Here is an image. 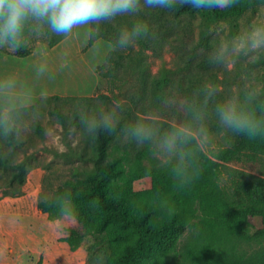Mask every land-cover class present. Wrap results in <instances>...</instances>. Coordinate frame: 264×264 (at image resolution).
<instances>
[{
  "label": "rangeland",
  "instance_id": "374dc122",
  "mask_svg": "<svg viewBox=\"0 0 264 264\" xmlns=\"http://www.w3.org/2000/svg\"><path fill=\"white\" fill-rule=\"evenodd\" d=\"M133 16V15H132ZM264 19V3L250 7L238 17L212 18L204 10H194L186 14L182 21L174 24L171 37L163 39L162 44H156L146 51L148 73L150 78L168 74L175 85L180 79L195 77L202 83L210 80V74L218 77V90L225 96L238 95L241 101L247 93H253V103H260L264 97V54L258 62H252L248 56L240 55L232 70L222 66L211 65L205 71L196 63L207 57L209 51L218 47L221 39L231 40L237 33H243L254 20ZM68 41H61L54 47L46 42V37H30L25 47L31 53L20 57L6 49H0V121L8 119L12 128L18 134V139L25 145L21 149H13L5 143V137L0 134V153L9 155L18 161L30 159L31 170L24 192L19 197H4L0 194V243L8 244L0 249V264H37L43 258L44 264H107L106 261L112 250L119 252L123 241L118 233L123 229L111 227L103 233L90 234L89 230L73 217L71 220L50 221L46 214L38 209V200L47 185L46 193L51 195L53 190L68 179L73 178L72 169L86 164L78 158L82 149L84 137L83 126L65 127L60 123L55 112L61 110L70 119L87 114L101 108H111L113 100H122V115L125 109H132L135 119L154 114L159 127L163 122H170L156 110L140 103L138 98L139 85L137 79L129 71H121L119 80L101 76L98 67L105 63L112 45L99 39L89 46V39L83 29L78 30ZM161 36V35H159ZM162 37V36H161ZM163 38V37H162ZM67 60L68 67L61 68L60 64ZM194 66H188L191 63ZM47 64V71L43 75L37 74L40 65ZM191 67V68H189ZM197 67V68H196ZM107 68L102 70L106 73ZM187 76V77H186ZM47 92V99L55 95L63 100H42L40 92ZM102 95L107 98H102ZM133 99L136 103H133ZM172 99L170 105L177 111L185 112ZM175 116L173 121H177ZM174 123V122H172ZM207 125L216 139L209 150L214 155L219 149L230 146L232 139L227 132L213 130L218 125L214 115L208 114ZM42 128L37 132V127ZM128 144L119 138L111 146L113 157H122L123 172L107 185V193L115 194L124 188H129L132 195L138 194L139 202L134 210L158 209L164 198L161 195L149 193L148 180L139 179L126 159L125 146ZM121 146V150L117 149ZM88 150L89 147H88ZM129 156L134 149L129 147ZM146 159V165L160 164L151 157ZM243 173L249 178L264 177V155L256 161L243 158L240 161L223 166L221 183L229 185L232 174ZM11 207V209H10ZM196 212L178 235L175 248L161 255V264H201L187 258L186 251L189 242L197 233V225L202 213L198 205ZM157 223L166 218L154 215ZM83 236L80 247L72 251L67 242L62 241L70 235ZM264 246L263 242L242 243L241 250L251 251ZM100 248V251H99ZM149 264H152L151 261Z\"/></svg>",
  "mask_w": 264,
  "mask_h": 264
},
{
  "label": "trees",
  "instance_id": "16d2710c",
  "mask_svg": "<svg viewBox=\"0 0 264 264\" xmlns=\"http://www.w3.org/2000/svg\"><path fill=\"white\" fill-rule=\"evenodd\" d=\"M143 3V0H142ZM264 3V0H240L229 8H216L204 10L212 18L238 17L250 7ZM196 9L189 5L183 7L177 5L174 9H148L131 16L117 17L112 22H104L100 27L98 37L89 39L92 46L99 39H103L114 45L120 30L131 27L136 20H141L148 26V34L136 40L126 49L111 50L106 56L105 63L98 67L101 76L117 79L121 71H129L136 77L139 89L136 96L140 103L148 106L150 110L158 111L170 122H163L162 130L171 125L173 121L184 123L186 113L178 112L175 106L170 105L172 99L182 97L189 103L201 105L204 99L201 79L187 77L180 79L175 85L173 78L168 74L150 78L148 73V60L146 51L156 44H162L163 39L171 37L174 24L182 21L183 17ZM203 10V9H201ZM161 35V36H159ZM63 40L62 37L52 35L46 42L54 47ZM27 47H22L16 54L20 57L30 55ZM188 66H194L191 63ZM201 70H209L206 57L196 63ZM195 67V66H194ZM196 67V68H197ZM107 68L106 73L102 72ZM191 68V67H189ZM119 79V78H118ZM119 80H122L121 78ZM210 80L216 85V96L209 101L208 114H213L214 101L224 95L218 90V77L210 74ZM102 98H107L102 95ZM63 100L61 96L49 97L47 100ZM133 103L136 100L133 99ZM261 105H264V97L260 103L250 104L260 114ZM60 123L65 127H81L78 116L70 119L61 110L55 112ZM132 109L124 110V122L135 120ZM5 121L12 127L10 120ZM174 122V123H172ZM213 130H221L216 125ZM42 128L37 127V132ZM3 135V128L0 127ZM232 144L219 149L214 155L206 154L202 157L201 172L197 180L183 189H178L171 174V166L161 164L146 165V159L152 156L147 149H138L134 143L125 146L126 159L131 162V167L139 179L148 180L149 193L163 196L164 202L158 209L141 210L136 212L134 207L138 200V194L132 195L129 188H124L115 194L107 193V185L122 174L120 165L122 157H113L110 149L119 138L116 134L109 135L101 131L95 139L86 136L83 139V147L78 152V158L86 165L74 167L71 179L66 180L55 188L51 195L46 193L47 185L40 194L38 209L46 214L50 221L61 220L54 207L57 197H65L73 200L75 219L89 230L91 234L103 233L111 227L123 229L118 233V238L123 241V247L119 252L112 250L107 264H161L160 257L175 248L178 235L184 230L186 222L192 218L198 205L202 213L197 225V233L187 246V258L201 264H264V246L251 251L241 250L242 243H257L264 241V177L249 178L243 173L232 174L229 185L221 183L223 166L246 158L256 161L264 155V138L259 136L250 140L240 135L229 132ZM5 143L13 149H21L25 143L18 139L16 131L12 132ZM88 147L90 150H88ZM134 149L129 156L128 149ZM121 150V146L117 145ZM30 159L18 161L9 155L0 153V194L4 197H19L24 192L31 170ZM175 163V161H173ZM155 214L163 215L166 219L157 223ZM83 236L74 234L62 238L67 242L72 251L77 250ZM100 251V248H99ZM37 264H44L41 257Z\"/></svg>",
  "mask_w": 264,
  "mask_h": 264
},
{
  "label": "clouds",
  "instance_id": "9594fccd",
  "mask_svg": "<svg viewBox=\"0 0 264 264\" xmlns=\"http://www.w3.org/2000/svg\"><path fill=\"white\" fill-rule=\"evenodd\" d=\"M240 0H0V49L15 53L26 46L28 38L52 35L68 41L79 35L83 29L88 39L98 37L100 25L112 22L117 17L136 15L143 8L172 10L177 5H189L194 9H224L237 5ZM148 34V26L136 20L132 26L120 30L112 49H126L136 40ZM264 54V19L254 20L243 33H237L231 40L221 39L217 48L209 51V65L222 66L232 70L240 55L248 56L252 62H258ZM61 68L68 67L65 59ZM47 71L42 63L37 69L38 75ZM204 99L201 105L189 103L178 97L175 103L182 109L187 119L184 123L161 129L154 114L124 122L121 109L124 101L113 100L111 108L93 110L80 116L84 133L95 139L101 132L116 134L128 143H134L138 149H147L150 155L161 165L171 166L175 186L183 189L200 176L202 157L209 153L216 136L207 125V106L216 96V85L206 81L203 87ZM40 99H47V92H40ZM253 93L246 94L243 101L238 95L225 96L214 101L213 115L222 131L221 136L231 132L243 135L250 140L258 136L264 138V105L260 114L250 107ZM3 136L7 138L12 127L5 121ZM18 135V134H17ZM175 161V163H173ZM54 207L59 218L71 220L75 215L73 200L57 197Z\"/></svg>",
  "mask_w": 264,
  "mask_h": 264
},
{
  "label": "crops",
  "instance_id": "0c3cea01",
  "mask_svg": "<svg viewBox=\"0 0 264 264\" xmlns=\"http://www.w3.org/2000/svg\"><path fill=\"white\" fill-rule=\"evenodd\" d=\"M10 209H11V207H10ZM8 245V244H7ZM7 245L6 244H1L0 243V249H2L3 250V248L5 249V247L7 248Z\"/></svg>",
  "mask_w": 264,
  "mask_h": 264
}]
</instances>
